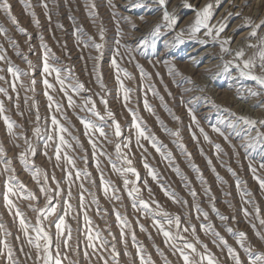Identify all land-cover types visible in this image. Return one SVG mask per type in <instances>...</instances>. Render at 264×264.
Wrapping results in <instances>:
<instances>
[{
    "label": "rangeland",
    "instance_id": "rangeland-1",
    "mask_svg": "<svg viewBox=\"0 0 264 264\" xmlns=\"http://www.w3.org/2000/svg\"><path fill=\"white\" fill-rule=\"evenodd\" d=\"M8 2L19 27L27 31L26 34L21 33L11 23L8 14L0 10V27L6 29L4 34H0V52L6 57L0 61V76L5 78L0 80V87L8 91V96L0 93V101L5 109L0 115V146L5 156L0 159L11 161L10 167L14 169V172H3L5 164L0 163V224L3 225L0 241L12 247L13 258L19 264H33L36 251L28 244V238L23 233L20 217L15 215L17 209L23 213L32 238L37 235L33 229L42 226L55 240L56 228L51 222L57 216L65 217L66 224L72 230V239L69 249L61 247V252L67 253L63 264H103L99 256L86 247L88 228L92 229L93 235L101 233L102 238L108 242L109 252L111 245H115L120 254L119 264H132L133 261L139 264L138 247H142L143 254L150 256L154 264H164L165 258L169 264H183L179 254H173L172 242H167L158 230L157 221L163 223L165 230L173 234L176 232L175 225L169 226L166 223L163 212L172 217L179 216L181 228H189V232L183 233L187 240L196 244L201 253L205 251L203 245H207L208 251L219 264H234L228 256L227 247L234 248L243 261L247 260L236 237L227 232L229 227L235 233L247 234L244 243L245 246L251 244L253 252H264V240L256 235L257 232L264 234V226L259 222V219H264V190L249 169L250 164L256 167V176L264 179V168H260L262 158L259 151L246 156L245 150L239 147L241 141L231 134L227 123H221L232 119V113L264 118V107H254L264 103V94L257 97L248 95L249 89L259 91V85L239 78L233 65H229V73L216 75L223 72L225 63L237 62L234 60L236 51L243 49L245 59L255 51L247 47L249 43H257V38L249 40L252 28L246 25L249 19L253 26L264 21V0H223L219 8H214V18L210 21V25L217 27L221 21L227 25L220 36L213 39V36L205 35L207 29L202 28L191 39L185 32L183 44L175 43V38L181 29H188L194 21V9L209 2L215 4L216 0H168L167 10L178 20L173 29L162 26L164 9L158 0ZM45 3L47 8L43 7ZM136 3L143 6L132 7ZM29 4L31 7H28ZM93 4L94 9L91 8ZM187 4L193 5V8L186 7ZM35 20L39 21L38 26ZM156 25H161L159 35L153 34ZM77 29L82 30L83 35H79ZM101 29L103 39L100 37ZM261 35H264V27L259 29L258 36ZM224 40L230 41L224 45L230 49L228 52L221 50ZM84 41H88V46H85ZM93 42L101 44L102 48L98 51L91 46ZM45 45L49 64L60 69L61 77L66 78L68 95L72 96L74 107L68 105L67 96L60 90L55 73L48 75L43 72ZM25 57L31 61L32 68H29ZM113 59L122 70L119 76L124 88L131 90L128 101L124 100L123 89L117 80V70L111 63ZM9 66L21 70L20 79L15 81V90L10 86L13 77L7 71ZM170 67L179 75L170 74ZM141 68L146 75L142 76ZM24 72L28 75H23ZM125 73L131 78L125 76ZM45 79L54 85L53 89L45 88ZM77 84L83 85V88L73 91L71 85ZM150 87L154 88L155 94L149 90ZM197 88L205 90L185 91ZM46 93L61 105L60 111H56L55 103L49 107ZM243 96L248 98L241 99ZM192 97L201 99L189 104ZM145 99L153 112L145 109ZM88 100L92 103L86 105ZM93 103L95 111L104 117L103 120L89 110ZM189 108L194 110L199 126L192 123ZM108 111L113 113L112 117L107 115ZM133 113L139 118L137 122L146 130V134L154 136L158 145H163L162 151L165 154L171 153V161L157 152L150 140L140 138L137 143ZM3 116L14 122V135L8 133ZM53 116L59 126L67 129L66 132L59 133L58 127L53 131ZM83 121L90 122L96 128L103 127L106 137L101 136L97 130L85 128ZM114 121L120 125V137L114 134ZM213 126L221 127L229 135V140L213 132ZM37 127L40 128L39 135L35 133ZM200 128L207 133L208 141L204 140ZM177 130L179 137L169 134ZM48 135H53V140H47ZM60 135L64 136L67 144L60 145L61 159L58 162L55 147L59 144ZM25 138L34 149V154L27 151ZM46 144L48 147H45ZM117 144L121 145L119 153ZM180 144L184 146L183 149L179 147ZM216 144L222 149L219 154L215 149ZM232 145H237V148L233 149ZM21 152L27 153V166L20 159ZM185 152L191 156L185 155ZM65 155L74 164L67 163ZM125 155L132 161L131 165L123 159ZM145 163L155 170L158 180L152 179ZM113 164L120 170L135 168L139 180L132 173L122 175L121 171L113 168ZM193 165L199 172L194 170ZM35 170H39V183L34 178ZM69 172L72 174L71 182L68 179ZM85 172L88 175H84ZM8 176H15L16 181L25 186L22 192L10 197L16 204V209L11 211L5 206L2 196ZM125 179L136 183H130L126 188ZM105 181L109 185L107 194L104 192ZM237 181L240 182L239 188ZM42 186H46L49 191L41 192ZM134 186L140 189L135 199L128 194ZM190 189L197 193L195 198L190 194ZM243 190L251 195L242 196ZM29 193L35 199L25 198ZM81 194L84 197L83 204ZM170 194H174L176 200L186 203L175 202ZM49 197L57 207V212L44 219L37 210L48 207ZM140 199L149 203L150 211L141 209ZM247 200L252 203H246ZM154 202L158 203L159 208ZM68 203L72 205L70 210L67 209ZM256 207L260 210L259 219L254 211ZM245 209L252 215L246 216ZM204 212L208 213L207 219L203 216ZM117 213L127 220V225L120 224ZM85 215L90 224L86 223ZM221 215L228 219L222 221L219 218ZM207 224L213 225L214 231L227 241V246L219 238L205 233L202 225ZM193 226L200 243H196L191 235ZM133 233L135 241L132 239ZM124 241H127V245ZM174 242L178 246L182 245V241ZM95 243L99 246V241ZM21 248L23 251H20ZM85 251L89 254L88 258H85ZM0 252L5 255L7 253L3 243H0ZM109 252L103 255L108 259V264H113ZM25 253L31 254L32 259ZM0 264H6L3 257H0Z\"/></svg>",
    "mask_w": 264,
    "mask_h": 264
},
{
    "label": "snow or ice",
    "instance_id": "snow-or-ice-1",
    "mask_svg": "<svg viewBox=\"0 0 264 264\" xmlns=\"http://www.w3.org/2000/svg\"><path fill=\"white\" fill-rule=\"evenodd\" d=\"M222 2H223V0H216L215 4L212 2H209V3L204 4L202 7L195 8L194 9V11H195L194 21L189 25L188 29H181L180 33L175 38V43L183 44L184 43L183 36L185 35V32L188 33V36L191 39V38L195 37L196 34L198 32H200V30L202 28L207 29L205 35L213 36V39H215L216 37H219L220 34L225 30L227 25L223 21H221L219 23V26L217 27V25H210V21L214 18V8H219ZM158 3L161 6V8L164 9L163 16H162V21L164 23L162 26L166 27L168 29H173L176 26V24L178 23V20H177L175 15L168 12V10H167L168 0H158ZM142 6L143 5L140 3H136V4L132 5V7H142ZM28 7H31V5L29 4ZM43 7L47 8V4L45 3L43 5ZM186 7L193 8V5L187 4ZM91 8L94 9L95 5L94 4L91 5ZM0 10H3L5 13L8 14V17L10 18L11 23L14 26H17L18 30L21 33L26 34L27 30L24 28H20L17 18L11 14V5L9 4L8 0H0ZM32 15L35 16V13H32ZM229 15H231V13H229ZM237 15H239V13H237ZM49 19H51L50 16H49ZM34 22L37 24V26L39 25L38 20H35ZM246 26L252 28V31L249 33V37H248L249 40H251L252 38H257V43H255V44L249 43L247 45V47L252 48L255 51L253 52L252 55L248 56L247 59H245L246 53L243 49L236 51L234 60L237 62L234 64H233V61H229V62L225 63L223 72L218 73L216 75H223V74L229 73V71H230L229 65H233V67H235V69L239 73V78H244V79L253 81L257 85H259V89H260L259 91L252 90V89L248 90V95H250L252 97H257V96L264 94V35L258 36L259 29L261 27H264V21H261L260 23H257L253 26L251 23V20L249 19V22ZM160 28H161V25H156L155 28L153 29V34L159 35L160 34ZM214 29H215V32L213 34ZM5 32H6V29H4L3 27H0V34H4ZM77 33L79 35H83V32L80 29H77ZM100 37H101V39H103V30L102 29L100 32ZM89 39H91V38H89ZM84 43H85V46H88V41H84ZM201 43H203V41H201ZM228 43H230L229 40L223 41V43L221 44V50L222 51H224V52L230 51V49L224 47V45H226ZM91 46L94 47L95 49H97L98 51L102 48L101 44H95L94 42L91 44ZM44 47H45L46 51H45V55H44L43 72L45 74H48V75L55 73V79L60 85V90L63 91L65 93V95L67 96L68 105L70 107H74L75 104H74L73 98L71 95H68V87L69 86L66 85V82H65L66 78L61 77V70L60 69L55 68L49 64V56H48L47 46L45 45ZM5 59H6L5 55L2 52H0V61H4ZM95 59H99V57H96ZM25 60L28 63L29 68H32L31 61L27 60L26 57H25ZM111 63L113 65V67L117 70V80L120 84V88L123 89L124 100L128 101L130 98L129 93L131 90L124 88L123 82L120 80V76H119V72L122 70L119 68V65L117 64L116 60L113 59L111 61ZM7 71L13 77V83H11L10 86L13 90H15L16 89L15 81L20 79L21 70L19 68L14 67V66H9ZM169 72H170V74H173V75H179V73L174 72L171 67L169 68ZM141 74H142V76L146 75L143 73L142 68H141ZM23 75H28V73L24 72ZM125 76H128L129 79L131 78L128 73H125ZM4 79H5L4 76H0V80H4ZM98 79H99V77H98ZM189 82L191 83L190 80H189ZM33 84H34V81H33ZM44 85H45V88H47V89H53L54 88V85L52 83H50L47 79L44 80ZM21 86H23V85H21ZM101 87H103V84H101ZM71 88L73 91H78V90L83 88V85H79V84L71 85ZM149 90L153 91V94H155L154 88L150 87ZM194 90H198V91L203 92L205 89L204 88L185 89V91H194ZM0 93H3L5 96H8V91L4 87H0ZM46 95H47V93H46ZM10 98L11 97H9V99ZM47 98L49 101V107H51L52 104L55 103L56 111L61 110V105L54 101L53 96L47 95ZM240 98L246 100L248 97L243 96ZM162 99L163 98L161 97V100ZM199 99H201V98L200 97H192L188 101V103L189 104L194 103L195 101H197ZM102 102L105 103V105L107 104L106 101H102ZM88 103H92V102L90 100H88V101H86V105ZM208 103L211 104L213 102L208 101ZM144 107L148 112L154 111L152 109V107L148 104L147 99H145ZM254 107H264V103L254 105ZM89 110L92 111L93 114L97 115L101 120L104 119V117L100 116L99 113L95 111L94 103L92 104V107ZM4 111H5L4 104L2 101H0V115H2L4 113ZM189 113H190L191 118H192V123L199 126V121L197 120V118L195 116V112L192 108H189ZM107 115L109 117H112L113 113L111 111H108ZM231 116H232V119H230L226 122L222 121L221 123H227V127L231 130V134L234 135L237 139H239L241 141L239 147H241L245 150L246 156H249V154L251 152L259 151V154L262 158L261 163H260V168H264V118H252V117L247 116V115H237L236 113H232ZM3 119H4V122L6 124L8 133L10 135H14V132H13L14 122L10 121L7 116H3ZM37 119H39V117H37ZM138 119L139 118L135 115V113H133V127L136 128V130H137V143H139L140 138H143L145 140H150L152 142V146L156 149V151L161 153V155L165 159L171 161L172 160L171 153L168 152L167 154H165L162 151L163 145H158L156 142V138L154 136H150V135L146 134V130L141 127L140 123L137 122ZM174 119H178V117H174ZM83 123H84L85 128H91V129L97 130V131H99L101 136L106 137L107 134L104 132L103 127L96 128L95 125L91 124L88 121H83ZM113 123H114V128H115L114 134H115V136L120 137L121 136L120 125L118 122H115V121ZM52 125L54 126V130H53L54 132L56 131L57 127H58L59 133H64L67 131V129L64 128L63 126H59L58 121L55 118V116L52 117ZM212 130H213V132L217 133L219 136L223 137L224 140H226V141L229 140V135L226 134V132L221 127L213 126ZM166 131H167V129H166ZM35 133L37 135H39V133H40L39 127H37L35 129ZM200 133L203 135L204 140H206V141L209 140V137H208L207 133L204 132L203 128H200ZM253 133H255V135H253ZM169 134L174 136V137L180 136V133L178 130L169 132ZM193 138L194 139L196 138L195 134H193ZM47 140H53V135H48ZM25 143L28 144L27 151H30L34 154V149L31 147V144L27 140V138H25ZM66 144H67V141L65 140L64 136L60 135L59 136V144L56 145V147H55V158L58 162L61 159V147H60V145H66ZM68 146L70 147L71 145H68ZM45 147H48V145L46 144ZM95 147H96V145H95V143H93V148L95 149ZM179 147H181V149L184 148V146L182 144H180ZM232 147H233V149H236L237 145H232ZM120 148H121V145L117 144L116 149H117L118 153L120 152ZM215 149H216L217 154H219L222 151L219 144L215 145ZM185 155H187L189 157L191 156V154L187 153V152H185ZM237 155H238V152H237ZM4 156H5L4 149L2 146H0V158H2ZM20 159L26 166L28 165V159H27V153L26 152L20 153ZM64 159L67 161V163L74 164V162L70 158H68L66 155H65ZM123 159L125 160V162L127 164L131 165L132 161L127 159L126 155L123 157ZM208 162H209V164H211L210 160ZM0 163L5 164L3 172H14V169H12L10 167L11 161L0 159ZM97 166H99V165H97ZM192 167L194 168L195 171L199 172V169L195 165H193ZM113 168L117 171H121L122 175L124 173H132V174L137 176V181L139 180V174L136 173L135 168L128 167L126 169L120 170V169H116L115 164H113ZM145 168H148L149 175L152 177L153 180L159 179L155 170L151 169L147 163H145ZM249 169L253 173L254 178H256L258 180L260 188L262 190H264V179H260L258 176H256L257 168L253 167L250 164ZM177 171H179V169H177ZM229 171L231 172L232 170L229 169ZM232 174L235 175L234 172ZM84 175H88V174L85 172ZM71 176H72V174L69 172L68 173V179L70 182H71ZM79 176H80V173L78 172L77 177H79ZM201 176H202V174H201ZM34 178L37 180V183L40 182L39 170H35ZM217 178L220 179L219 176ZM44 179L47 180V177L45 176ZM221 182L223 183L222 180H221ZM103 183H104V192H105V194H107L109 191L108 182L105 181ZM130 183L135 184L136 182L129 181L127 179L124 180V185L126 188L128 187V185ZM145 184H147L146 181H145ZM24 187L25 186L22 183H19L16 181L15 176H8V178L6 179L5 184H4L5 191L2 193V196H3V200L5 202V206L9 209V211L16 209V204L13 202V200L10 197L16 196L18 193L22 192L24 190ZM237 187L238 188L240 187L239 181H237ZM40 190H41V192H45V193H47L49 191V189L46 186H42ZM149 191H151V190L149 189ZM206 191H207V189H206ZM139 192H140V189L138 187L134 186L129 191L128 194H129V196H134V199H135V198H138ZM56 194L59 195V192H57ZM166 194H168L167 191H166ZM190 194L192 195L193 198H195L197 195L195 190H192V189H190ZM170 195L172 196V198L174 199L175 202L186 203L183 201L176 200L174 194H170ZM250 195L251 194L249 192H247V190L242 191V196H250ZM70 196H71V192H69V197ZM25 198L35 199L34 195L31 193H29L27 195V197H25ZM83 201H84V197L81 194V204H83ZM245 202L246 203H252L251 200H247ZM154 203H157V202H154ZM139 205H140L142 210H144L146 212L150 211V206H149L148 202L140 199ZM157 207L159 208L158 203H157ZM213 207H214V205H213ZM71 208H72V205L70 203H68L67 209L70 210ZM37 211H39L41 213V215L44 216V219H48L49 216L56 214L57 207L52 204V198L49 197L48 207L46 209H40ZM197 211L198 212L200 211L198 206H197ZM254 211L256 214V218L259 219V211H260L259 208L256 207L254 209ZM244 213L246 216L252 215V213H249L247 211V209L244 210ZM67 214H68V212L66 211L65 215H67ZM15 215L20 217V226L23 230L24 235L28 238V244L33 246L35 251H36V256H35V259L33 260V264H41V262H42V264H63V260L67 259V253L66 252L62 253L61 247L63 246L64 249H69L71 247L70 241L72 239V230H71V227L66 224L65 217L64 216H57V219L55 221L51 222L52 225H54L56 228L55 240H53L52 235H50L49 232L46 231L44 229V227H42V226H37L33 229L37 235L35 238H32L29 235V225L26 223V221L23 217V213H21L17 209ZM163 216L166 218V223L169 226L175 225L176 232H175V234H173V232L165 230L163 223H160L159 221H157L158 230L162 233V235L165 237V240L167 242H172L171 247L173 249V254L175 255L178 253L179 257L183 260V264H205V262H206V264H219V261L217 259H215L214 256L208 251L207 245H203L205 251L203 253H201L197 250L196 244L189 242L187 240V237H185L183 235V233L189 232V228L188 227L181 228V220H180L179 216L172 217L167 212H163ZM203 216L205 219H207L208 213L204 212ZM84 218H85L86 223H88V224L91 223L88 220L87 215H85ZM219 218L222 221L228 219V217L223 216V215H221ZM117 220L120 222V224L122 226L127 225V220L122 219L120 217L119 213H117ZM259 222L262 226H264V219H259ZM37 223H38V225L40 224L39 217H38ZM253 227H255V225H253ZM2 228H3V225L0 224V229H2ZM202 228L205 231V233L211 234L214 237L219 238L220 241L225 246H227V241H225L224 238L221 237L218 232L214 231L213 225H211V224L202 225ZM141 230L143 231L142 226H141ZM226 230L228 233H230L236 237V241L239 244L240 248H242L243 251L247 255V260L245 262L241 259L240 254L234 248L227 247L228 256L234 262V264H264V252H253L251 244H249L248 246H245L244 241L247 239V234L245 232L235 233L233 231V229L230 227L227 228ZM6 235H10V233H6ZM123 235H124V233L122 232L121 233L122 239H123ZM191 235L196 240V243H200L199 237L196 236V230H195L194 226L192 227ZM256 235L261 240H264V234L257 232ZM86 237H87V241H88V244L86 245V247L91 248L93 250V254L98 255L99 259H101L103 261V264H108V259L105 258V256L103 255L104 252H109V249L107 247L108 242L102 238L101 233L96 232L95 235H93L92 229L88 228L87 232H86ZM113 239H115V237H113ZM132 239H133V241H135V234L134 233L132 234ZM177 240L182 241L181 246H178L174 242ZM41 241L43 243H41ZM95 241H99V246H97ZM0 243H3L4 248L7 249L6 255L3 252H0V257H3L5 259L6 264H19V261L17 259L13 258L12 247L9 246L4 241H0ZM124 243H125V245H127V241H124ZM77 247H78V245H77ZM20 251H23V248H21ZM25 255L29 259H32L31 254L25 253ZM84 255H85V258H88L89 254L87 251H85ZM109 255L111 256V258L113 260V264H119L118 257L120 254L116 251L114 244L111 245V250L109 252ZM126 255L131 256V254H129V253H126ZM161 255H163V254L161 253ZM137 256L139 257V264H154V262L151 260L150 256L146 257L143 254L142 247L137 248ZM132 264H134V261L132 262ZM164 264H169V262L167 261L166 258H165Z\"/></svg>",
    "mask_w": 264,
    "mask_h": 264
}]
</instances>
